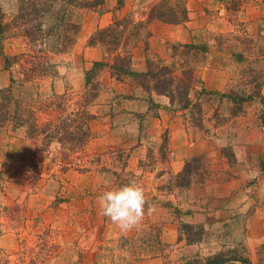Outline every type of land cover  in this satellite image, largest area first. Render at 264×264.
<instances>
[{"label": "rangeland", "instance_id": "1", "mask_svg": "<svg viewBox=\"0 0 264 264\" xmlns=\"http://www.w3.org/2000/svg\"><path fill=\"white\" fill-rule=\"evenodd\" d=\"M102 1L95 9L70 13L80 30L65 52L58 50L73 29L58 25L57 16L41 20L50 29L49 38L31 42L19 34V27L0 35L2 70L9 77L0 91L10 89L0 100L11 98L9 108L26 120L17 129L10 122L0 124V264H186L204 262L205 256L220 251L225 258L246 260L226 264H264V245L248 243V217L258 203L255 184H264V94L245 101L239 111L230 98L234 89L241 93L263 80L258 72L264 74V0H186V20L167 23L174 25L168 30L161 24L151 28L152 20L129 46L136 72L133 63L147 70L150 58L174 62L178 77L186 69L193 72L191 106L182 116L189 140L200 146L189 159L200 160L194 163L198 173L187 189L175 186V175L166 167L173 150L168 157V146L161 150L159 142L170 131L156 108L148 110L150 96L135 78L116 80L109 65L94 81L100 82L99 89L87 82L86 71L106 56L104 46L88 43L90 37L116 19L146 20L149 6L160 0H124L122 8L118 0ZM172 1L178 11L183 8L184 0ZM19 9L20 0H0L5 22H16ZM186 43L201 47L188 48L185 54ZM174 45L179 49L173 50ZM89 46L104 50V59L86 57ZM32 48L44 50L53 67L41 79L24 81V57L15 56ZM138 49L144 61L139 56L134 60ZM6 56L14 57L9 68ZM219 69L227 75L221 90L216 89L222 82L215 73ZM84 99L92 101L99 123L128 108L144 110L139 113V134L150 138L147 158H134L136 148L128 146L129 141L113 144L112 136L123 134L119 124L115 130L100 123L94 130L90 123L93 137L85 146L79 144L81 134H74L70 146L56 138L49 144L47 134L29 133L28 121L58 125L69 120L68 114L76 113ZM137 99H144L139 107ZM133 179L143 184L152 211L146 205L142 221L123 231L102 215L98 200L103 191ZM185 222L202 225L204 240L178 243Z\"/></svg>", "mask_w": 264, "mask_h": 264}, {"label": "trees", "instance_id": "2", "mask_svg": "<svg viewBox=\"0 0 264 264\" xmlns=\"http://www.w3.org/2000/svg\"><path fill=\"white\" fill-rule=\"evenodd\" d=\"M102 0H20L19 17L17 21L5 22L3 18H0V35L5 34L7 31L14 27H19V34L25 36L31 42L38 41L39 39L49 38L51 36L50 29L46 23L51 17H56L59 20L58 25H65L67 29H73V35H64V41L61 43L63 47L59 49V52H65L75 41V36L79 33L80 24L71 21L70 13L75 9H95L98 5H102ZM124 0H118L120 8L123 7ZM178 3L180 1H177ZM175 1L172 0H160L159 2L149 6L148 17L146 20H140L135 22L128 21V17L122 19H116L115 22L110 25L98 29L89 39L90 45L101 44L105 47L106 56L103 61H96L93 67L86 71L87 82L92 84V87L99 89L101 84L98 80L94 83L95 79L105 67L109 66L112 74L116 77V80H122L125 76L134 77L138 85L146 91L149 95L152 93L164 94L170 98L171 106L173 109L185 110L189 108L191 103L190 90L192 86V74L190 69L184 70V75L178 77L175 71L176 64L174 62L166 63V59H148L147 67L145 72H136L132 68V52L129 48L132 45L136 37L140 36V29L145 27L147 29L148 22L152 20H160L166 23L178 24L187 18L186 0H184L183 8L178 11L176 9ZM58 7L57 9H55ZM47 26L48 28H46ZM54 28V27H53ZM40 48H41V44ZM201 46L195 43H186L183 48L187 53L188 48H200ZM179 48L174 45L173 50ZM207 50V48H203ZM15 57H24V68L25 78L24 81H33L34 79H41L45 76L48 68L52 69L53 64L48 60L47 55L44 54V50L36 48L29 49L27 52L19 54ZM14 57L6 56V66L11 67V63ZM186 61V60H185ZM249 72H247L248 74ZM256 73V72H255ZM259 76L263 80L261 83H254L252 87H247L246 90H242L241 93H237L233 90L230 98H233L236 103L235 109L239 111L241 105L245 101L254 99L255 96L264 94V74L258 72ZM260 78V79H261ZM15 81V79H13ZM260 82V81H256ZM100 84V85H99ZM253 84V83H252ZM250 90V92H249ZM8 90L0 91V99L3 98L2 94ZM59 99L65 97L58 96ZM0 100V124L5 126L8 122L13 124L15 129L25 123V119L19 118L17 112H13L9 108V103L12 101L11 98ZM264 103V99H263ZM196 104V103H195ZM92 101L84 99L82 107L78 109L76 113L73 110L68 116L74 115V119L69 116V120L62 119L58 125H54L52 121L39 124L28 121L29 130L31 134H47L45 137L46 141L51 144L55 138L63 143L70 146L76 141L74 134H81L79 136V144L85 146L89 140L93 137V133L90 128V123L97 118V114L94 113L90 106ZM177 107V108H176ZM202 114V109L200 110ZM80 117L79 124L77 117ZM262 122L264 125V111L262 112ZM77 132V133H76ZM62 133L64 136L58 138L55 134ZM34 137V136H33ZM167 146V142L164 139L161 144V150H164ZM200 160V157H193L189 159L183 170L175 174V186L179 189H187L191 183L193 177L197 175L198 168H194V163ZM264 165V164H263ZM182 233L180 234L179 241L185 240L187 244L199 243L205 235V230L202 225L195 223H181ZM231 260H246L242 258H225L223 252H218L213 255L205 256L204 262L200 259L195 260L194 263L187 262L186 264H226Z\"/></svg>", "mask_w": 264, "mask_h": 264}, {"label": "crops", "instance_id": "3", "mask_svg": "<svg viewBox=\"0 0 264 264\" xmlns=\"http://www.w3.org/2000/svg\"><path fill=\"white\" fill-rule=\"evenodd\" d=\"M251 8V7H250ZM250 10V9H249ZM257 10H255L256 12ZM106 17L109 16V12L105 14ZM254 16H256V13H254ZM259 15V19H260ZM101 26H104L103 21L104 17L101 19ZM150 24V23H149ZM162 25V27H165L167 30L172 29L174 25H170L167 23L162 24L161 21L155 20V22H152L150 24V27H157L159 25ZM252 29H255V24H252ZM172 35V34H171ZM170 33H168V37L171 36ZM89 32H87L84 35L85 40L88 38ZM150 41L152 39L150 38ZM104 51V50H103ZM101 48L89 46L86 48V57H90L92 59L97 60H103L104 59V52ZM137 56L140 57V60L145 55H142L140 53V49L135 50V56L134 60L137 58ZM144 61V60H143ZM144 63V62H143ZM2 55L0 53V75H2V78L0 79V89L7 86L9 83V77L6 75V72L2 70ZM134 69L140 72L146 71L144 65L142 64L141 67L136 66L135 63H133ZM109 70V68H106ZM110 71V70H109ZM211 71V70H210ZM213 71V70H212ZM219 79H222V82H220V85L216 86V89H223L227 84V75L225 71L222 69H219L215 72ZM207 82H209V79L204 76ZM141 88V87H140ZM209 89V88H208ZM146 92V91H145ZM147 93V92H146ZM148 94V93H147ZM148 100V110L150 108H156L157 112L162 115V121L161 123L164 125V127L168 128L170 133L169 134H163L160 137V145L163 143L164 139L166 142H168V149L171 159L168 160L167 163V169L172 172V175H175L183 170L186 162L189 160V157H192L196 154H198L200 150V146H198L195 142L190 141L189 138L191 137V134L188 135V131H186V124L183 121V114L184 111L179 110L176 111L171 106L170 98L167 95L164 94H156L152 93L149 95ZM144 99H137V101H134L136 106H140V103L143 102ZM131 106H134V104H131ZM141 109V108H140ZM140 109H133L128 108L125 111L116 113L117 115L112 116L107 115L104 116V118L110 120L109 122H106V120L100 121L102 125L109 124V129L114 128L116 130V125L121 126V130L123 131V134L120 135H113L112 140H115L113 144H119V145H126L129 141L130 145L135 147V152L133 157L137 156V158L145 159L147 158L148 154L150 153L149 147L147 145L149 144V136L140 135L139 134V113H144V110ZM93 110V109H92ZM147 110V111H148ZM94 113L97 114L96 111L93 110ZM146 112V111H145ZM97 119V118H96ZM94 119L91 122L92 128L95 130L96 124H100L98 120ZM113 126V127H112ZM108 129V130H109ZM125 130H129V134H126ZM98 137L101 134H96ZM105 135V134H104ZM262 138L264 139V135H262ZM127 142V143H126ZM264 145V141H263ZM147 148V152L146 149ZM137 150H139L137 152ZM156 154L159 155V151L156 152ZM174 155V156H173ZM264 161V160H263ZM264 183V179L262 180ZM256 185V195L258 203L253 207L250 216L248 217V243L252 247H259L261 245H264V184L262 182H258ZM204 240V239H203ZM178 243L183 242L177 241Z\"/></svg>", "mask_w": 264, "mask_h": 264}, {"label": "clouds", "instance_id": "4", "mask_svg": "<svg viewBox=\"0 0 264 264\" xmlns=\"http://www.w3.org/2000/svg\"><path fill=\"white\" fill-rule=\"evenodd\" d=\"M98 205L102 215L123 231L132 230L142 221L146 205L152 211L143 184L135 179L103 191Z\"/></svg>", "mask_w": 264, "mask_h": 264}]
</instances>
